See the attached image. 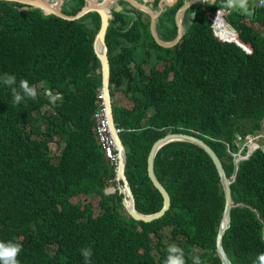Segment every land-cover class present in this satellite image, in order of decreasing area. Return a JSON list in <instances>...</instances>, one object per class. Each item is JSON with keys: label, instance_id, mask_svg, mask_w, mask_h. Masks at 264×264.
Here are the masks:
<instances>
[{"label": "trees", "instance_id": "16d2710c", "mask_svg": "<svg viewBox=\"0 0 264 264\" xmlns=\"http://www.w3.org/2000/svg\"><path fill=\"white\" fill-rule=\"evenodd\" d=\"M81 3L62 0L60 9L70 14ZM224 4L207 2L206 11L195 3L190 19L184 9V33L169 47L149 36L146 22L134 26L138 37L146 34L136 38L132 29L125 35L120 11L108 20L103 38L111 113L125 150L124 175L142 213L160 205L145 174L154 138L166 131L195 133L229 176L236 134L242 139L253 133L264 118V8L258 6L247 21L228 16L251 49L245 52L220 39L233 38L220 27L221 13L212 23L219 38L211 32L209 15ZM171 9L159 33L164 40L174 33ZM97 24L93 11L63 19L0 0V76L27 79L38 93L14 105L11 90L0 83V242L22 245L20 264H86L84 248H91L90 264H163L171 243L183 249L186 264L193 257L220 264L213 239L221 188L209 157L195 144L170 140L153 154L154 175L169 199L160 216L132 219L116 189L103 191L113 182V165L103 155L92 114L99 101V67L91 50ZM115 31L124 37L115 38ZM116 93L130 104L115 103ZM54 138L62 143L51 156ZM78 195L96 196L97 210L89 200L72 199ZM229 195L233 205L222 248L230 264H253L264 253V152L258 147L237 162Z\"/></svg>", "mask_w": 264, "mask_h": 264}, {"label": "water", "instance_id": "95a60500", "mask_svg": "<svg viewBox=\"0 0 264 264\" xmlns=\"http://www.w3.org/2000/svg\"><path fill=\"white\" fill-rule=\"evenodd\" d=\"M4 1H13V2L24 4V5L34 6V7L39 8L44 14H53L63 19H75L88 11H94L97 14L98 24L91 38V50L95 58L98 61L99 91H100V97H101L100 103L102 104V107H103L105 122L107 126V133L109 137L111 138L113 145L115 147V150H116V161H115V167H114V172H113V179L115 183H117V191L121 193L120 203L124 211L132 219L141 220V221H149L153 218L160 216L163 213V211L168 207L169 199H168V194L166 190L163 188L161 183L157 180V178L154 175L153 167H152L153 154L155 150L157 149V147H159L163 143L170 141V140H183V141H188L190 143H193L199 148H201L205 152V154L209 157L214 167V170L217 174V177H218V182H219L221 193H222V205H221L220 214H219L218 222H217L215 233H214L213 248H214L216 256L219 259L220 264H230L228 257L222 248L220 238H221V235L224 229L229 224V208L233 205V203L231 202L230 195H229V183L233 179V175L236 169L237 157L232 158V163L235 166V168L233 169L232 173L229 176H226L218 156L215 154L213 149L206 142H204L200 137L192 135V134H188V133L179 132V131H167L163 133L162 135L154 138L151 141L147 149L146 155H145V174L148 180L150 181L151 185L158 191L160 195V205L156 210L152 212H148V213H142L136 210L134 207L132 193L129 188L128 182L125 178L124 170H123L125 150L120 140L118 130L115 127V124L113 121V117L111 113V105H110V96H109V90H108V62H107V56H106V46H105L104 38H103L106 26L108 24V20L111 18V13L107 7L108 0H99V1L94 0L92 2L88 0H82L81 6L71 14L62 12L58 8L59 2L53 4L47 0H4ZM126 1L129 2L132 6L138 9H141L145 11L147 14H149V17H150L149 33H150L151 38L157 44L164 46V47H169V46H172L181 36L182 28H181L179 19H180L182 11L189 5L191 1L187 0L185 2H182L176 8L174 12V23L176 26V32L172 38L167 39V40L160 39L154 31L153 24H154L155 12L151 11L148 7H146L142 3H138L135 0H126ZM262 3L263 1L261 0L258 2V4H262ZM118 8H119V5L114 6L115 10ZM217 13H221L223 15V20L221 21L220 27L223 30L228 31L229 33L233 35V38L223 37L220 39L223 41H231L235 45L243 49L245 52H249L251 50L249 45L239 40L237 37V29H236L237 27L229 24L228 16L229 14H232L233 12H231V10L229 9L227 11L223 10V8L217 9L213 17H215ZM212 23L213 21L210 24L211 31H212V34L216 36L213 31ZM46 95H49V93H46ZM255 146H258L264 152V149L259 144H257V142L255 143ZM250 150H251V147H249V142H247L245 145L244 156L238 157V158L246 157Z\"/></svg>", "mask_w": 264, "mask_h": 264}, {"label": "clouds", "instance_id": "9594fccd", "mask_svg": "<svg viewBox=\"0 0 264 264\" xmlns=\"http://www.w3.org/2000/svg\"><path fill=\"white\" fill-rule=\"evenodd\" d=\"M53 1L54 0H50L49 2L52 3ZM61 1L62 0H60V1L58 0L59 3L57 2L59 4V6H58L59 9H60ZM97 1H99V0H97ZM110 1L111 0L107 1V3H108L107 7L109 6ZM247 5H248V0H225V4H224V6L226 8L239 9V10H243V11L247 10ZM217 8L219 9L220 7H217ZM108 10L110 11L109 7H108ZM150 10L152 11V9H150ZM67 14H69V13H67ZM213 19H214V17H210V24L213 21ZM209 26H210V29H211V25H209ZM0 83H2L4 86L8 87L11 90L12 102H13L14 105H19V104L25 102L28 99H35L36 96L38 95L37 89L34 86L30 85V83L28 82L27 79H20L19 82H17V78H16V76L14 74L4 73L2 76H0ZM97 93H100L99 87H98ZM51 99L54 102L55 99H56V96H52ZM98 99L101 100V97L98 98ZM100 105L102 106V104L98 101V108L100 107ZM110 105H111V101H110ZM102 117L105 120L104 112L102 113ZM261 120H262V122H260V127L257 130H255L253 133H251V134H249V133L245 134L242 137L243 140L238 139L239 136L236 134L235 137L237 139V142H240V148L244 147V151L242 153H240L239 145L236 142V144L238 145V148L236 150L237 152L234 151V152H236V155H237L236 166H237V162L239 160L246 159V157L249 156V154L252 152V150L255 149L256 147H258V146L251 147V150L249 151V153H248V155L246 157L238 158V157L244 156L246 143L247 142H249V143L255 142L256 143L257 142V141H255L256 138L261 135V133H259V131H264V118H262ZM94 122H95V120H94ZM116 128L119 131V128L118 127H116ZM106 129H107V126H106ZM183 133H186V132H183ZM188 134H190V133H188ZM192 135L198 136L195 133L192 134ZM257 144H258V142H257ZM261 147L264 149L263 146H261ZM114 150H115V147H114ZM102 152H103V150H102ZM115 153H116V150H115ZM229 153L231 154V152H229ZM231 156H232V154H231ZM232 158H234V156H232ZM114 167H115V165L113 166V172H114ZM112 181L114 182L115 186H112V183L108 184L107 186H105L103 188L104 192L111 193L114 189L117 190V183H115L114 179H112ZM118 193H120V192H118ZM21 251H22V245L20 243H18V242H16V243L11 242V241H9V242H0V264H20V262L17 259V257H18V255L20 254ZM81 255L84 257V259L86 261V264H90V259L89 258L92 255L91 248L82 249L81 250ZM163 264H186L185 254H184L183 249H181L180 247H178V246H176L174 244L173 245H169V247L167 248V257L164 260ZM193 264H201L200 259L198 257H193ZM253 264H264V253H260L257 256L256 260L253 261Z\"/></svg>", "mask_w": 264, "mask_h": 264}, {"label": "flooded vegetation", "instance_id": "af4514ba", "mask_svg": "<svg viewBox=\"0 0 264 264\" xmlns=\"http://www.w3.org/2000/svg\"><path fill=\"white\" fill-rule=\"evenodd\" d=\"M135 1H137L138 3H142L143 5L148 7L149 9H152L153 12H155L153 27H154V31H155L156 35L159 37V33H162L163 28L165 29L166 24L169 21V16H170L169 10L172 8L171 9L172 10L171 16H172V21L174 23V12H175L176 8L182 2H185L187 0H135ZM188 1H191V2L189 3V5L185 9H187V13L189 15L188 19H190L191 18V16H190L191 11H188V9L191 6H193L195 3H200L202 5V7L204 8L205 3L212 2L213 0H188ZM259 1L260 0H248V5H247L246 11L239 10V9H229V8H226L224 5L220 6L219 9L223 8V10H225V11H227L229 9V10H231V12H233L235 14L236 17H238V19L240 21L241 20L247 21L246 18L247 19L251 18L254 15V12L257 10L256 8L258 6H262L264 8V0H261V1H263L262 4H258ZM115 5H119V8L116 9V11H120V9H121V10H123V11H120L121 13H124L126 11H130L132 13L130 15V18H126V20H124L126 22L125 35L132 29V31L135 32L134 36L136 38H144L146 36V34L144 37H138V34L136 33V30L138 28L134 27L135 25H137V27H138L139 23L141 21H143V22H146V24H147V30H148V34L150 36V33H149V19H150L149 14H147L145 11H143L141 9H138V8L132 6L126 0H111L109 3V6H108L110 8L111 18H113L112 12L115 10L114 9ZM204 9L207 11V8H204ZM217 9L218 8L214 9V11L209 15V17H213ZM183 12H184V10L182 11L180 19H179L180 25L182 28V34L184 33V29H185V23H184V20L182 19ZM121 18L117 20V26L115 28H119V26L122 24L123 18H122V20H121ZM175 32H176V26L174 23L173 36H174ZM122 37H124V36L121 33H118L115 31V38L122 39ZM260 122H262V120Z\"/></svg>", "mask_w": 264, "mask_h": 264}, {"label": "rangeland", "instance_id": "374dc122", "mask_svg": "<svg viewBox=\"0 0 264 264\" xmlns=\"http://www.w3.org/2000/svg\"><path fill=\"white\" fill-rule=\"evenodd\" d=\"M47 1H50V0H47ZM120 11H123V10L120 9ZM131 14L132 13L130 11L124 12L122 14L123 20H126V18L129 17ZM246 20H247V18H246ZM256 27H257L258 31H261V26L258 27L256 25ZM113 100H114L115 103H118V104H121V105H124V106H128L130 104L129 100L126 97H124V95H122L121 93H116L113 96ZM259 133H261V135L258 136L255 141H257L258 144H260L261 146L264 147V131H259ZM241 140H243V138ZM60 143H62V142L59 139H57V138H54L52 140V142L49 143V151L48 152H49V154L51 156H53L57 152V150L60 147L59 146ZM253 143H255V142H253ZM237 144L239 145V148H240V142H237ZM236 152H231L232 156L237 157ZM112 186H115L114 182H112ZM76 197H78V198H80L82 200H89L91 202L92 207H93V211L95 212L97 210L96 205H95V197L96 196L78 195V196L73 197L72 199H74ZM163 242L165 243V246H168V243L166 242L165 233H164V237H163ZM171 245H172V243H171Z\"/></svg>", "mask_w": 264, "mask_h": 264}, {"label": "built area", "instance_id": "2783aa9c", "mask_svg": "<svg viewBox=\"0 0 264 264\" xmlns=\"http://www.w3.org/2000/svg\"><path fill=\"white\" fill-rule=\"evenodd\" d=\"M96 97L100 98V93L96 94ZM101 102V100H99ZM103 113V107L100 105L98 110H96L93 113V117L95 120V133L96 137L99 141V144L101 145V148L103 150V154L107 157L109 162L114 166L116 161V153L114 150V145L107 133L106 129V123L105 120L102 117Z\"/></svg>", "mask_w": 264, "mask_h": 264}, {"label": "bare ground", "instance_id": "6f19581e", "mask_svg": "<svg viewBox=\"0 0 264 264\" xmlns=\"http://www.w3.org/2000/svg\"><path fill=\"white\" fill-rule=\"evenodd\" d=\"M88 1L92 2V1H94V0H88ZM57 2H58V0H54L52 3L55 4V3H57ZM250 144H251V145H250ZM253 146H255V143H253V142L249 143V147H253Z\"/></svg>", "mask_w": 264, "mask_h": 264}]
</instances>
